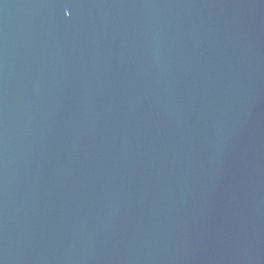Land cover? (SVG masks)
<instances>
[{
	"label": "water",
	"instance_id": "1",
	"mask_svg": "<svg viewBox=\"0 0 264 264\" xmlns=\"http://www.w3.org/2000/svg\"><path fill=\"white\" fill-rule=\"evenodd\" d=\"M0 264H264V0H0Z\"/></svg>",
	"mask_w": 264,
	"mask_h": 264
}]
</instances>
